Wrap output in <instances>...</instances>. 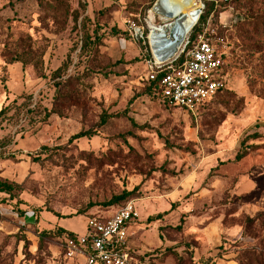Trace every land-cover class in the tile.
Returning a JSON list of instances; mask_svg holds the SVG:
<instances>
[{
    "label": "rangeland",
    "instance_id": "374dc122",
    "mask_svg": "<svg viewBox=\"0 0 264 264\" xmlns=\"http://www.w3.org/2000/svg\"><path fill=\"white\" fill-rule=\"evenodd\" d=\"M156 1L0 0V264H79L53 221L82 235L126 205L132 264H264V0L194 28L224 52L195 115L147 93L133 29Z\"/></svg>",
    "mask_w": 264,
    "mask_h": 264
},
{
    "label": "built area",
    "instance_id": "2783aa9c",
    "mask_svg": "<svg viewBox=\"0 0 264 264\" xmlns=\"http://www.w3.org/2000/svg\"><path fill=\"white\" fill-rule=\"evenodd\" d=\"M157 1L150 10V16L152 20L157 18L158 23H147L145 36L143 32L136 33L133 29V36L141 38L147 47L149 59L146 80L153 81L159 76L161 101L195 115L197 109L224 86V52L217 47L220 41L211 39L208 28L191 40L206 3H217V0H191L188 10H192L194 22L182 34L180 26L183 13L167 3L156 7ZM184 1L180 0L179 4ZM137 220L138 214L130 205L109 215L89 217L85 232L64 237L62 249L66 257L79 264H132L136 253L130 247V228Z\"/></svg>",
    "mask_w": 264,
    "mask_h": 264
},
{
    "label": "trees",
    "instance_id": "16d2710c",
    "mask_svg": "<svg viewBox=\"0 0 264 264\" xmlns=\"http://www.w3.org/2000/svg\"><path fill=\"white\" fill-rule=\"evenodd\" d=\"M210 3H213V2H207L206 3V5H205V10H207V9H209V10H212V4H210ZM220 3H224V2H220ZM208 5H209V7H208ZM205 10H204V13H205ZM226 10V7L224 6L223 8H220V11H218V13H220V12H223V11H225ZM204 13H203V15H204ZM195 38V34H194V32H192V34H191V40H193ZM224 58V57H223ZM222 76H223V71H222ZM146 83H147V93H148V95L152 98V99H154L155 101H157L158 103H160V104H162V105H164V106H166V107H169V108H174V107H171V106H168V105H166L164 102H162L161 101V99L159 98V76L158 77H156L155 78V80H153V81H147L146 80ZM223 85H224V81H223ZM224 87V86H223ZM223 90V88L219 91V92H221ZM219 92H217L216 93V95L219 93ZM215 95V96H216ZM215 96L212 98V99H214L215 98ZM211 99V100H212ZM211 100H209L207 103H205L204 105H202V106H200L198 109H197V112H199L200 111V109L201 108H203V107H206L209 103H210V101ZM6 109V108H5ZM5 109H3V110H1L0 111V117H4L5 118ZM182 111V110H181ZM4 120V119H3ZM89 133L88 132H86V133H79V134H77V135H75L73 138L74 139H78V138H82V137H84L85 135H88ZM14 185H11V184H9V183H7V182H5V181H2V180H0V192L1 193H3V194H6V195H11L12 193H13V191H14ZM90 217H92V216H90ZM159 217V216H158ZM89 218V217H88ZM58 228V232H59V235L61 236V241L64 239V237H67V236H70V235H72V233L71 232H68V231H65V230H63V229H61L60 227H57ZM136 257V256H135ZM137 258V257H136Z\"/></svg>",
    "mask_w": 264,
    "mask_h": 264
},
{
    "label": "bare ground",
    "instance_id": "6f19581e",
    "mask_svg": "<svg viewBox=\"0 0 264 264\" xmlns=\"http://www.w3.org/2000/svg\"><path fill=\"white\" fill-rule=\"evenodd\" d=\"M180 0H158L156 7H160L163 3L170 4L174 9H178L183 13L182 23L180 26V33L182 34L185 30L192 27L194 22L193 12L190 9L188 10V6H191V0H185L182 4H179ZM180 21V22H181ZM180 25V24H179Z\"/></svg>",
    "mask_w": 264,
    "mask_h": 264
},
{
    "label": "crops",
    "instance_id": "0c3cea01",
    "mask_svg": "<svg viewBox=\"0 0 264 264\" xmlns=\"http://www.w3.org/2000/svg\"><path fill=\"white\" fill-rule=\"evenodd\" d=\"M109 214H110V213H109ZM109 214H105V215H109ZM58 222H59L58 219H55V220L53 221V223H54L55 225H57L58 227H60V226L58 225ZM134 225H135V224H134ZM134 225L131 226V228H130V232L132 231ZM60 228L64 230V228H62V227H60ZM65 231H68V232L74 233L73 231H69V230H65ZM75 234H76V233H75Z\"/></svg>",
    "mask_w": 264,
    "mask_h": 264
},
{
    "label": "water",
    "instance_id": "95a60500",
    "mask_svg": "<svg viewBox=\"0 0 264 264\" xmlns=\"http://www.w3.org/2000/svg\"><path fill=\"white\" fill-rule=\"evenodd\" d=\"M136 33L138 32V31H135Z\"/></svg>",
    "mask_w": 264,
    "mask_h": 264
}]
</instances>
